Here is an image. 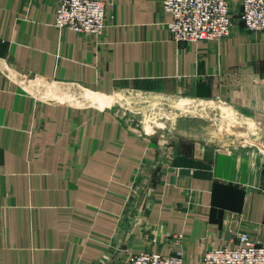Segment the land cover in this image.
Here are the masks:
<instances>
[{
    "label": "crops",
    "instance_id": "crops-1",
    "mask_svg": "<svg viewBox=\"0 0 264 264\" xmlns=\"http://www.w3.org/2000/svg\"><path fill=\"white\" fill-rule=\"evenodd\" d=\"M100 1L91 38L57 28L53 0H0V264L264 246V32L244 0L226 39L192 44L162 0Z\"/></svg>",
    "mask_w": 264,
    "mask_h": 264
},
{
    "label": "built area",
    "instance_id": "built-area-1",
    "mask_svg": "<svg viewBox=\"0 0 264 264\" xmlns=\"http://www.w3.org/2000/svg\"><path fill=\"white\" fill-rule=\"evenodd\" d=\"M54 24L60 30L91 38L103 37L111 27L107 7L100 0H53ZM162 10L172 20L167 30L177 44L212 43L226 39L232 32L231 0H162ZM240 18L251 32H264V0H244ZM179 243L182 236L175 237ZM202 264H264V246L247 234L235 246L207 249ZM125 264H185L181 249L164 255L143 250L131 253Z\"/></svg>",
    "mask_w": 264,
    "mask_h": 264
},
{
    "label": "rangeland",
    "instance_id": "rangeland-1",
    "mask_svg": "<svg viewBox=\"0 0 264 264\" xmlns=\"http://www.w3.org/2000/svg\"><path fill=\"white\" fill-rule=\"evenodd\" d=\"M163 103V102H162ZM174 103V102H173ZM179 105H181V104H179ZM163 106V104L162 105H160V107H162ZM177 109H180V106H177L176 107ZM135 109H136V107H135ZM137 109H139V108H137ZM173 112L175 113V121L177 120V118L180 116L179 114H177V113H180V110H174L173 109ZM195 112V111H194ZM198 114H197V113ZM195 113V116L194 117H199L200 116V113H199V110H197ZM162 115V114H161ZM192 115H194V113H192ZM181 116H184V113L183 114H181ZM156 118H158V115H157V117ZM159 124H160V127L162 126V124H167V125H169L170 124V122L169 121H167L164 117H162V118H160V119H158V121H157ZM175 124H176V122H175Z\"/></svg>",
    "mask_w": 264,
    "mask_h": 264
}]
</instances>
